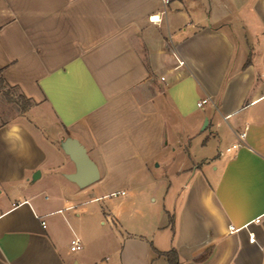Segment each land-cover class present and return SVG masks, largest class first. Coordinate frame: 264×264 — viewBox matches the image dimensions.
Instances as JSON below:
<instances>
[{
  "label": "crops",
  "instance_id": "crops-1",
  "mask_svg": "<svg viewBox=\"0 0 264 264\" xmlns=\"http://www.w3.org/2000/svg\"><path fill=\"white\" fill-rule=\"evenodd\" d=\"M0 71V264H264V0H0Z\"/></svg>",
  "mask_w": 264,
  "mask_h": 264
},
{
  "label": "water",
  "instance_id": "water-1",
  "mask_svg": "<svg viewBox=\"0 0 264 264\" xmlns=\"http://www.w3.org/2000/svg\"><path fill=\"white\" fill-rule=\"evenodd\" d=\"M62 147L75 162L77 170L67 174V178L84 187L99 179V170L95 161L89 156L85 146L73 137H67L62 142ZM40 176L37 171L34 178Z\"/></svg>",
  "mask_w": 264,
  "mask_h": 264
},
{
  "label": "rangeland",
  "instance_id": "rangeland-1",
  "mask_svg": "<svg viewBox=\"0 0 264 264\" xmlns=\"http://www.w3.org/2000/svg\"><path fill=\"white\" fill-rule=\"evenodd\" d=\"M10 85L12 84L7 81H0V124L22 113L20 107L23 103L20 97V91L22 90L15 89Z\"/></svg>",
  "mask_w": 264,
  "mask_h": 264
},
{
  "label": "built area",
  "instance_id": "built-area-1",
  "mask_svg": "<svg viewBox=\"0 0 264 264\" xmlns=\"http://www.w3.org/2000/svg\"><path fill=\"white\" fill-rule=\"evenodd\" d=\"M162 2H163L164 5H168V4L170 3V0H162ZM176 57H177V60H178V62H179V65H184V61H183L182 59H180L177 55H176ZM209 100H210V97L203 98L201 101H199L198 104H199V105H203V104H205L206 102H208ZM243 137H244V133L241 134V138H243ZM241 145H243L242 140L239 141L238 143H235V144L231 145V147L228 148V150H233V149H235V148L240 147ZM257 220H258V219H257ZM247 225H248V224H246V225H244V226H241V227H235V226H232V225H231V226H230V232H231V233L238 232V231H240L242 228H244V227L247 226ZM254 239H255V234H254V233H251V234H250V240H251V241H254ZM82 247H83V244H82L80 238L77 237V236H74V237L72 238V240H71V250H72L73 252H76V251L80 250Z\"/></svg>",
  "mask_w": 264,
  "mask_h": 264
},
{
  "label": "trees",
  "instance_id": "trees-1",
  "mask_svg": "<svg viewBox=\"0 0 264 264\" xmlns=\"http://www.w3.org/2000/svg\"><path fill=\"white\" fill-rule=\"evenodd\" d=\"M0 81L6 82L5 79L2 77L1 71H0ZM10 86L14 87L15 89H20L17 85H10ZM20 97L23 100V103L20 106L21 112L25 113L34 105V101L32 98L26 96V94L23 93L22 91H20ZM157 253L160 255H164L168 261V264H180V257L177 249L175 248L166 252L157 251Z\"/></svg>",
  "mask_w": 264,
  "mask_h": 264
},
{
  "label": "snow or ice",
  "instance_id": "snow-or-ice-1",
  "mask_svg": "<svg viewBox=\"0 0 264 264\" xmlns=\"http://www.w3.org/2000/svg\"><path fill=\"white\" fill-rule=\"evenodd\" d=\"M153 19H156L155 17Z\"/></svg>",
  "mask_w": 264,
  "mask_h": 264
}]
</instances>
